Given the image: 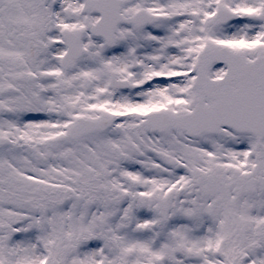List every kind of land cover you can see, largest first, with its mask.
Here are the masks:
<instances>
[{
  "label": "snow or ice",
  "instance_id": "obj_1",
  "mask_svg": "<svg viewBox=\"0 0 264 264\" xmlns=\"http://www.w3.org/2000/svg\"><path fill=\"white\" fill-rule=\"evenodd\" d=\"M0 264H264V0H0Z\"/></svg>",
  "mask_w": 264,
  "mask_h": 264
}]
</instances>
